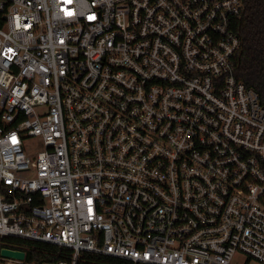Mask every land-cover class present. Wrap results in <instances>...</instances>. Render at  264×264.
<instances>
[{"label":"built area","instance_id":"2783aa9c","mask_svg":"<svg viewBox=\"0 0 264 264\" xmlns=\"http://www.w3.org/2000/svg\"><path fill=\"white\" fill-rule=\"evenodd\" d=\"M243 8L0 0V240L71 250L0 264H264V103L237 75Z\"/></svg>","mask_w":264,"mask_h":264},{"label":"trees","instance_id":"16d2710c","mask_svg":"<svg viewBox=\"0 0 264 264\" xmlns=\"http://www.w3.org/2000/svg\"><path fill=\"white\" fill-rule=\"evenodd\" d=\"M244 8L234 22V28L241 38V47L236 55V69L240 80L253 87L264 103V0H242ZM4 23L0 13V26ZM2 248L23 250L27 262H57L71 254L68 248L21 237H4ZM84 264H131L113 256L85 253Z\"/></svg>","mask_w":264,"mask_h":264},{"label":"rangeland","instance_id":"374dc122","mask_svg":"<svg viewBox=\"0 0 264 264\" xmlns=\"http://www.w3.org/2000/svg\"><path fill=\"white\" fill-rule=\"evenodd\" d=\"M28 146L30 149H37L41 150L43 148V145L39 139H30L28 140ZM246 259L245 255L239 254L237 257L234 259L235 264H242ZM250 264H259V262L255 259H250L249 260Z\"/></svg>","mask_w":264,"mask_h":264},{"label":"water","instance_id":"95a60500","mask_svg":"<svg viewBox=\"0 0 264 264\" xmlns=\"http://www.w3.org/2000/svg\"><path fill=\"white\" fill-rule=\"evenodd\" d=\"M1 256L4 258H10V259H17V260H25L26 259V253L21 250H15L11 248H2L1 249ZM8 264H18L14 262H8Z\"/></svg>","mask_w":264,"mask_h":264}]
</instances>
